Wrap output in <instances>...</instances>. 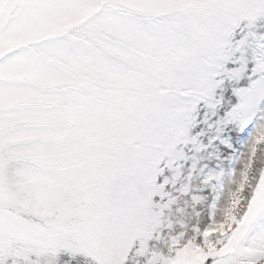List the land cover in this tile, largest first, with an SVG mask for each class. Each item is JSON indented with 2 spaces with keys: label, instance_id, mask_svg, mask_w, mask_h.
I'll return each mask as SVG.
<instances>
[{
  "label": "snow or ice",
  "instance_id": "6c2138e0",
  "mask_svg": "<svg viewBox=\"0 0 264 264\" xmlns=\"http://www.w3.org/2000/svg\"><path fill=\"white\" fill-rule=\"evenodd\" d=\"M0 264H264V0H0Z\"/></svg>",
  "mask_w": 264,
  "mask_h": 264
},
{
  "label": "trees",
  "instance_id": "16d2710c",
  "mask_svg": "<svg viewBox=\"0 0 264 264\" xmlns=\"http://www.w3.org/2000/svg\"><path fill=\"white\" fill-rule=\"evenodd\" d=\"M245 137V136H244ZM243 139V138H242ZM242 139H239L236 144L235 147L237 148V150H241L243 147L244 142H242Z\"/></svg>",
  "mask_w": 264,
  "mask_h": 264
},
{
  "label": "rangeland",
  "instance_id": "374dc122",
  "mask_svg": "<svg viewBox=\"0 0 264 264\" xmlns=\"http://www.w3.org/2000/svg\"><path fill=\"white\" fill-rule=\"evenodd\" d=\"M239 137H242L243 139H242V142H244V144L247 142V139H248V137L245 135V133L244 132H240V133H238L237 134ZM245 136V137H244Z\"/></svg>",
  "mask_w": 264,
  "mask_h": 264
}]
</instances>
